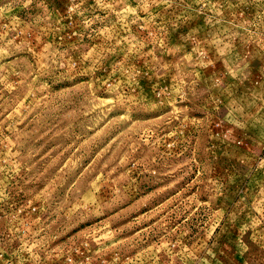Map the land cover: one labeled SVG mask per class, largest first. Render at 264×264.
Masks as SVG:
<instances>
[{
	"label": "rangeland",
	"instance_id": "1",
	"mask_svg": "<svg viewBox=\"0 0 264 264\" xmlns=\"http://www.w3.org/2000/svg\"><path fill=\"white\" fill-rule=\"evenodd\" d=\"M0 264H264V0H0Z\"/></svg>",
	"mask_w": 264,
	"mask_h": 264
}]
</instances>
